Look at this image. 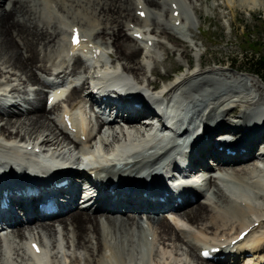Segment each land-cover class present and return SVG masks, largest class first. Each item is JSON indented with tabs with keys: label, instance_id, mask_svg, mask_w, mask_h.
<instances>
[{
	"label": "bare ground",
	"instance_id": "obj_1",
	"mask_svg": "<svg viewBox=\"0 0 264 264\" xmlns=\"http://www.w3.org/2000/svg\"><path fill=\"white\" fill-rule=\"evenodd\" d=\"M194 2L0 0V84L17 82L0 92V264H264V83L207 67L199 50L193 66L196 37L172 31L190 28ZM175 54L185 72L171 79L158 65ZM46 63L62 68L54 80L37 74ZM158 105L187 124L182 134L152 133ZM84 158V173L50 167ZM200 166L201 186L168 187L165 169ZM46 187L59 193L43 201L58 208L48 216L36 203Z\"/></svg>",
	"mask_w": 264,
	"mask_h": 264
},
{
	"label": "rangeland",
	"instance_id": "obj_2",
	"mask_svg": "<svg viewBox=\"0 0 264 264\" xmlns=\"http://www.w3.org/2000/svg\"><path fill=\"white\" fill-rule=\"evenodd\" d=\"M244 1L245 0H235V2H228L227 0H202V2H196L195 0L194 3L196 4L194 5H197L199 9L197 8L198 10L196 11L190 8V12L192 11V15L190 16L189 20H186V23H192V25L189 26L191 29H187V27H185V29L172 31L178 36L184 38L186 37V33L192 36L194 35L196 37L194 41L197 42L199 46L198 49L192 50L188 48L189 56L191 61L193 62V66H196L198 64L196 52H198L197 50H199L203 52V58H206V61L209 62L206 65L207 67L210 65L213 66L214 63L218 64L219 66H222L221 64H223V66L229 67L231 70H234L237 73L257 75L255 72L251 71L252 67H250V65L248 64L246 57L252 58L255 54L264 53V0H256L257 5L253 9H248L246 6V4L249 3L248 1L251 0H247L245 2ZM83 10L81 9V11ZM158 38H160V41L165 40L166 45H170L169 47H172V42L168 39L164 37ZM156 51L161 53L162 59L166 58L167 55L165 54L160 45L157 46ZM141 55L140 59H143V54ZM178 56V54H175L168 58L167 64L169 65L170 63L169 66L171 67H165L164 64L160 63L158 65V71L164 75L169 68L171 79L181 76L185 72V66L184 62L177 60V58H179ZM148 61L150 67L152 68L154 65L153 61H151V59H149ZM36 65L37 68L41 67L38 64ZM36 65L35 63L32 64L31 70H36ZM46 65L49 68L48 72H44L43 70L39 71L38 69L37 74L43 72V76H45V78L54 80L55 75H49V73L61 71L62 68L60 69L59 66H51L50 63H46ZM148 74L151 75L150 72H148ZM257 76L259 77V75ZM153 77L154 76H152L151 78ZM57 80H61V78H57ZM1 82L2 81H0V83ZM160 82L164 83V78H160ZM262 83H264V81ZM16 84L17 82H3V84H0V92H3V89L10 90V88L15 86ZM49 87L50 85L46 87L44 92L45 94H47V96L50 94L49 91L53 93L52 89ZM30 89L32 91H29L28 97L35 101V90H37V87L28 86L27 90ZM23 91L24 90L19 93H21V95L23 96H27V94ZM84 91H86L85 85L83 86V92ZM6 93H8V91ZM44 93H41L40 95V105L42 106L46 104V97ZM259 98L257 97L256 100H258ZM47 103L49 107L50 102L48 101ZM64 105L66 106L67 104L64 102L62 103V106ZM240 109V106H238L233 112L237 110L239 111ZM52 113L53 112L50 113L52 117L60 116L57 115L60 113V110L58 111L57 108L54 111V114ZM91 113L92 111H90V114ZM202 199L203 198H200L199 200L203 202L204 199ZM198 204L199 202L196 203L195 206H197ZM96 224L98 225L99 221ZM0 233L2 232L0 231ZM47 239L49 238L47 237ZM17 240L19 241L20 239L18 238ZM65 243L66 242H64V244ZM65 248L67 249V246H65ZM241 262L242 259L236 261L235 264H240Z\"/></svg>",
	"mask_w": 264,
	"mask_h": 264
},
{
	"label": "trees",
	"instance_id": "obj_3",
	"mask_svg": "<svg viewBox=\"0 0 264 264\" xmlns=\"http://www.w3.org/2000/svg\"><path fill=\"white\" fill-rule=\"evenodd\" d=\"M248 64L252 67L251 71L255 72L264 81V53L255 54L252 58L246 57Z\"/></svg>",
	"mask_w": 264,
	"mask_h": 264
}]
</instances>
